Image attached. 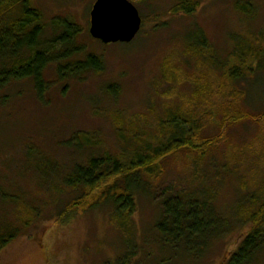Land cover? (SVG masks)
Segmentation results:
<instances>
[{
  "label": "rangeland",
  "instance_id": "rangeland-1",
  "mask_svg": "<svg viewBox=\"0 0 264 264\" xmlns=\"http://www.w3.org/2000/svg\"><path fill=\"white\" fill-rule=\"evenodd\" d=\"M94 1L30 0L41 14L43 40L61 33L55 20L73 23L79 30L76 47L82 49L71 61L98 56L104 71L58 83L55 68L48 67L51 86L43 102L31 81L11 82L0 91V229L10 223L17 229V236L0 250V264H112L134 245L136 264H224L249 230L240 225L237 208L259 200L264 190V70L239 82L223 77L233 66L236 44L261 49L264 60V0H200L191 15L173 12L179 0H128L142 19L140 31L128 44L110 45L88 33ZM244 2L250 15L234 9ZM19 14L17 9L12 16ZM198 29L210 43L208 55L200 57L189 51L194 43L187 40ZM166 59L174 69L169 66L174 72L167 77L162 69ZM110 86L118 88L117 95L109 92ZM228 112L261 117L228 127ZM169 113L189 117L185 127L194 129L203 154L175 152L161 160L154 177L144 178L146 186L135 197L131 246L110 223L106 205L78 213L66 225L55 222L57 208L81 194L63 184L75 166L105 153L126 163L138 148L166 145ZM115 119L122 124V140ZM79 132L96 144L80 151L63 147ZM51 184L58 192L47 193ZM188 194L211 199L216 213L231 225L221 237L210 239L203 256L189 257L192 261L185 259L184 249L162 248L154 230L163 198Z\"/></svg>",
  "mask_w": 264,
  "mask_h": 264
},
{
  "label": "trees",
  "instance_id": "trees-1",
  "mask_svg": "<svg viewBox=\"0 0 264 264\" xmlns=\"http://www.w3.org/2000/svg\"><path fill=\"white\" fill-rule=\"evenodd\" d=\"M199 5L200 0H179L173 12L191 15ZM17 9L20 14L14 18L12 15ZM234 9L244 15L252 13L245 2L236 3ZM41 20L40 12L33 8L30 0H0V91L11 82L31 81L37 99L43 102L44 93L51 86L45 74L48 67L55 68L58 83H63L68 77L79 78L87 71L102 73L104 62L101 57L94 55H86L83 60L72 62L71 58L82 49L75 44L79 34L77 26L67 20H55L53 25L62 29L61 33L51 40H43L44 27ZM187 40L194 43V46L189 45V51L195 56L208 55L206 50L210 49V43L202 29L191 32ZM262 40L264 41V34ZM236 45L233 66L224 79L239 82L246 74L264 70L261 49L247 46L244 42ZM167 60L162 66L164 76L174 72L170 70L171 64ZM177 72L176 70V75ZM108 90L112 95L118 94L115 86H110ZM198 92L194 95L196 98L200 97ZM261 116L228 112L224 117V124L231 127L246 120L259 122L256 119ZM187 118L169 113L166 128L170 131V138L166 145L147 150L138 148L126 163L118 156L105 153L90 157L85 165L75 166L63 178V184L68 189L80 190L81 194L57 208L55 222L66 225L78 213L106 205L110 208V223L123 232L127 247L131 246V219L137 206L135 197L146 186L144 178L154 177L161 160L175 152L193 151L203 154L204 148L199 145L194 129L187 130L185 127L190 123ZM115 125L118 138L122 140V124L115 119ZM190 127L193 126L190 124ZM90 137L86 133H76L73 138L63 143V147L79 151L91 148L96 140H91ZM40 167L43 168L42 164ZM54 191L58 192V187L51 184L47 193ZM60 193H63L62 189ZM262 193L259 200L251 199L237 208L236 217L240 225L248 226L249 230L224 264H261L260 258L264 252V190ZM3 198L7 199L6 195ZM161 205V217L154 224L155 234L163 245L161 247L172 248L177 252L184 249L188 255L185 259L188 261H192L189 257L198 259L203 256L210 239L221 237L231 227L228 221L216 213L211 199H203L193 194L168 195L163 198ZM13 225L5 224L6 227L0 229V250L17 236V229ZM133 247L122 257L116 258L112 264H136L132 259L138 252L135 245ZM55 255L53 252L50 256Z\"/></svg>",
  "mask_w": 264,
  "mask_h": 264
},
{
  "label": "water",
  "instance_id": "water-1",
  "mask_svg": "<svg viewBox=\"0 0 264 264\" xmlns=\"http://www.w3.org/2000/svg\"><path fill=\"white\" fill-rule=\"evenodd\" d=\"M142 19L128 0H95L88 33L103 45L128 44L140 31Z\"/></svg>",
  "mask_w": 264,
  "mask_h": 264
}]
</instances>
